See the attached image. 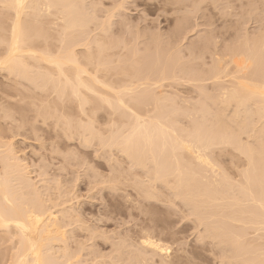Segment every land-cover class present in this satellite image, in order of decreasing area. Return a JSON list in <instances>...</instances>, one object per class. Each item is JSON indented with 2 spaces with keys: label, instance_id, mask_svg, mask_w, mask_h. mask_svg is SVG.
<instances>
[{
  "label": "bare ground",
  "instance_id": "obj_1",
  "mask_svg": "<svg viewBox=\"0 0 264 264\" xmlns=\"http://www.w3.org/2000/svg\"><path fill=\"white\" fill-rule=\"evenodd\" d=\"M197 1L199 0H191L193 8L198 6ZM180 3V0H176L172 4ZM94 5L90 3L88 5L85 0H0V73H4L5 79L9 80L5 83L0 82V129L7 127L11 131H17L22 127V124H16L17 118L10 108L18 103H12L10 100L12 96L3 95H8L12 89L18 91V94L25 92L24 97H21L19 101L21 104L25 102L30 107L35 106L33 117L41 118L44 122L47 119H54L55 125L58 124L65 135L72 138L74 136L80 142L83 136L82 143L85 145L95 140L94 142L97 141L101 148L118 149L117 151L124 154L130 161V167L133 166L131 168L142 169L141 172L147 175L144 177L148 178V180L144 178L143 182L145 183L146 180L151 184L145 183L143 191L142 180L139 178L140 180L134 179V181L131 178L133 184L137 181L136 185L134 184L136 191L145 194L148 189L150 191L147 184L152 185V183L168 186L171 196L187 205L193 217L195 216L199 224H202L205 232L203 236L211 237V240L212 238L217 240V245L223 246L222 255L227 253L235 264H264L263 238L261 236L259 240L258 237L253 239V236L252 239L247 238L248 230L255 233L264 228L262 227L264 226V137L261 139L264 136V39L254 37L252 33H250L253 35L252 38L246 34L248 35L245 37L246 40L251 38L247 40L248 42L245 39L242 42L239 41L242 45L235 44L236 47L239 46L237 49L231 44V50L227 47L229 52L232 51L231 53H227L228 50L225 53L222 51L224 56L226 53L232 56L230 60L227 59L228 55L227 58L220 56L224 59L219 58V60V56H216V62L212 60L214 65L211 68H209L211 63L209 67L202 68L203 71L207 69L205 76L198 74L200 68L195 70L193 66L190 70V67L185 68L184 64L183 67L180 65L178 60L180 57L176 52L179 40L176 36L180 38L179 34L185 27L183 21L174 24L173 35L168 36L171 39H177H172L177 46L171 41L176 51L169 44L170 38L164 42L166 37L163 40L160 34L159 36L151 34L152 44L148 41L149 45L145 44L147 46L142 47L141 52L138 50H141L139 43L131 44L130 41L132 46H138H133L135 49L128 51L129 44L125 41L123 43L125 38L121 39L124 37L123 34L120 33L121 40L117 36L112 39L115 33L111 36L113 25L111 20L113 19L110 17L116 16L110 11L113 16L109 15V12L105 21H99L98 9ZM119 9L121 11V8ZM117 11L120 13L119 10ZM136 35L139 36L138 33ZM258 35H260L259 32ZM238 36L236 37L240 39ZM142 44L144 45V42ZM122 46L128 51L125 55L128 58L123 56L125 60L118 56L113 59L119 55V49ZM79 47L83 50V54H80L82 51L80 53L77 51ZM237 55L240 58L244 55L246 59L243 57V61L241 59L239 61L236 59ZM222 60H226V63L221 62ZM229 66L233 67L234 72L230 75L233 80H228V82L231 80L229 86L226 81V87L222 85V78L229 75H224ZM179 74L185 75L183 81H186V76H191L186 82L190 79L193 81L197 75H199L198 79L202 75L204 80L207 77L209 80L212 79V92L207 93L202 86L198 88V98H195L198 101L193 105L186 107V101L183 102L185 106L178 103L175 105V100V103H171L170 101L173 100L168 101L169 98L165 97V99L163 95L161 96L160 90L163 87V81L168 79L175 81ZM198 79H196L197 82H200L201 80ZM25 99L28 101L26 102ZM25 104L24 107H27ZM231 105L234 108L230 109L232 111H227ZM22 107L19 109L21 110ZM97 113H102L108 120L113 117V122L117 121L115 130L108 131L109 128L105 127L108 131H106V137L102 136L106 133L105 131L103 133L102 130L101 133L98 130L99 127L94 126L97 121L93 123L92 117ZM82 115L88 116L86 122L81 123ZM179 118L187 121L186 125L184 123L185 128H181V125L177 126ZM254 118H256L255 123ZM21 120L24 121V119ZM259 121H262V124L257 131L255 128ZM250 124L256 125L255 128L253 127L254 130L253 128L249 130ZM247 129L248 131H245ZM251 131L256 132H254L256 134L254 142L253 138L249 139V137L247 141L250 140L253 144H248L247 141L246 144H242L238 136L245 132L249 136L248 132ZM254 134L250 135L254 136ZM7 144L3 143L0 148L8 146ZM224 146L226 148L233 146L235 151L244 155L246 159V168L239 172L241 183L234 185L232 181L227 180L225 173L220 171L221 168L216 164L217 162H214L215 159L213 160V151L218 149L216 152L220 154ZM8 147L7 151L0 150V163L4 171L0 172V230L5 233V239L0 236V240L4 239L6 243L7 237L11 245L8 243L10 249H6L9 250L8 260H3L0 264H78L77 258L80 252L76 251L77 255H72V250L67 251L70 248L66 245L69 244L66 238L71 235L66 237L68 232L64 230L75 220L72 219V213L70 215L72 208L68 209V214L65 210L59 214L62 208L57 207V212L55 198L50 200L48 197L51 192L47 193L48 198L46 197L45 201L47 199L48 201L44 203L39 196L41 193H38V188L36 189L35 184L30 182L31 179H28L25 174L27 165L20 163ZM63 160L66 162L67 159ZM128 169L127 172H129ZM138 182L143 184L140 185ZM138 184L140 187L137 186ZM154 185L151 188H153L152 192L156 193ZM156 187L160 186L156 185ZM53 188L50 187L51 190ZM61 192L59 188L57 194L61 195ZM152 194L146 193L145 197L144 195L141 197L149 200ZM157 195L154 194V196ZM48 202L50 204H47ZM49 205L55 206L54 211L52 207L48 208ZM232 207L239 210L231 212ZM225 209L229 213H225ZM67 222L71 224H66ZM151 232L154 234L153 231ZM147 233H144L146 235L141 233V238L139 236L140 239H136L139 242L135 243L139 244V247L137 244L132 246L131 243L129 245L133 248L129 245L120 246L127 249L130 247L128 252L126 249L125 252L124 248H117L118 244H116L117 247L113 246L112 248L115 247L114 256L116 249H120L118 252L122 250L123 254H127L137 246L136 249L138 248V252L142 255L134 256L137 250L131 255L139 256L142 260L137 257L138 259L132 258L130 261L128 259L131 256L128 254L130 256L126 255L128 264L129 262L130 264L131 262L152 264L153 261H156L155 264H166L167 260L171 261L174 257L171 255L170 247L160 242L161 240L150 237V233L147 236ZM146 240L155 242L160 245V248L145 244ZM69 251L72 252L69 253ZM9 255L10 258H8ZM4 256L2 255L3 259ZM2 257L0 255V258ZM148 257L150 263H148ZM74 258L77 261H73ZM139 259L142 262H139ZM231 262L228 264H233Z\"/></svg>",
  "mask_w": 264,
  "mask_h": 264
},
{
  "label": "rangeland",
  "instance_id": "obj_2",
  "mask_svg": "<svg viewBox=\"0 0 264 264\" xmlns=\"http://www.w3.org/2000/svg\"><path fill=\"white\" fill-rule=\"evenodd\" d=\"M85 1L88 5L89 3L93 5L96 4L94 6L98 9L97 16L99 15L98 16L99 21L101 20L105 21L107 19L106 18L107 14L110 11L113 13L114 16H116V17H110L111 19H113V21L111 20L113 24L111 30L113 32L111 31L110 33H112L111 36L114 33L115 35H113V38L110 36L109 37L114 39V37L117 36V38H119L122 36L120 35V33L123 34L124 37H121V39L125 38L124 40L122 39L123 43L125 41L129 44L128 45L126 43L128 45V47L126 45L127 49L129 48L128 51L135 49L133 48V46L136 45L132 46L131 44H133V42H136L135 44L139 43L138 45L141 48V50L140 49L138 50L141 52L143 50L142 47H146L147 45H149L147 44V42L148 41L150 42L151 38H153L150 36L151 34H155L152 36H157L156 34H158L159 36L160 34V36L162 35L161 39L163 38V40H165L166 37V41L164 42H167L168 38H170L168 36L173 35L172 29H174L175 26L174 24H176L178 21H183V23H185L184 24L185 27L182 29L181 34H179L180 38L176 36L179 40L177 43L178 51H176L175 48V46L177 45L173 43L174 41H172V39L173 40H177V39L170 38L169 44H171L172 41V44L175 45L172 46L171 44V47H174L175 51L178 52L179 56L177 53L176 55L180 57L178 58V60L180 61L181 66L184 64L185 68L190 67V70L193 69V66L194 69L200 68L198 70L199 72L198 74L201 73L205 76H206L205 72L207 71V69L206 71H203L202 68L207 67L210 63L211 66L208 67L211 68L214 65L212 64V60L216 62L215 60L217 58L216 56H219L218 60L219 58L220 59L221 58L224 59V57L227 58L226 57L228 55L227 53L232 52V51L229 52L227 47L230 49L232 46H235V44L239 45L240 42L244 41L245 37H248V35L251 38L254 35V37L255 36L257 38L259 37L261 40L264 39V33H263L264 32V0H199L197 1L198 6L195 8L191 6V0H180L181 1L180 4H172L176 0H97L96 2L98 3H96L93 0L91 1L85 0ZM248 4L249 5L252 4V5L249 6ZM116 6H117V10L119 11H120L119 8H121L120 13L116 10ZM111 12L109 15H112ZM119 20L122 21L123 23L120 22ZM257 31L261 36L258 35ZM260 31L263 34H261ZM137 33L139 35L138 37L137 35L135 36V34ZM250 33H252L253 35L252 34L250 35ZM240 35L242 36L240 37ZM236 36H238L241 40L238 39ZM132 38L135 39L137 38V39L135 41H132L131 40ZM236 38L238 40H236ZM251 38H248L247 40L249 41V39ZM202 39H204V41ZM142 41L144 42V45L142 44L143 43ZM145 44L147 45L145 46ZM227 44L229 46H227ZM130 45L132 46V48ZM203 47H205V49ZM235 47H233L234 51H235ZM121 48H123V46ZM121 48L119 49L120 52L119 53L117 52L119 55L113 57V59L117 58L118 56L122 57L121 59L125 57L127 50ZM77 51L79 53L80 51H82L80 54H83V50L80 47L77 49ZM222 51L223 53L227 51V53L225 54L226 56L222 54ZM194 56L195 58L193 59ZM220 56H224V57H220ZM228 57L229 58L227 59L230 60L232 56L230 57L228 55ZM236 57H234V59L235 58L237 60L239 59V61L241 59V61H243L242 58L245 56L241 55L242 58H240V56L237 55ZM125 58L127 59L128 57L126 56ZM244 59H246V57ZM221 62L226 63V60L225 61L222 60ZM232 68H233L232 66L226 68L224 75L226 74L229 75L222 78L223 81L222 85L224 84L226 86L225 82L226 81L228 82V80L231 79L230 77L231 72L232 73L234 72ZM251 69H253L252 66L250 67V71ZM4 75H5L4 73H0V82L5 83L9 81L5 79ZM178 76L177 78L179 80H177V78L176 79L172 78L175 79V81L170 79H168L169 81L168 80L163 81L164 82L162 84L163 87L160 90L161 91L160 93H162L161 96L163 95L164 98L165 97L169 98L167 99L168 101L173 100L170 101L171 103H173L175 100L176 102V103L174 102L175 105H177V103L181 106L186 105V107L193 105L196 101H198L195 98H198L197 96L199 95L198 92L199 87L201 88L203 86L202 88L205 91H207V93L212 92L211 83L213 82L212 79H210L211 80L210 81L208 77L207 79L204 80L203 77L201 76V78L199 77L201 81L197 82L196 79H198L197 76H199L197 75L196 77L193 76L195 78L194 80L192 79L194 82L191 81V79L189 80L190 82L189 81L186 82L189 78H191L190 75H188L190 77L186 76L187 77V79H185L186 81H183L184 80L183 77H185L184 74L182 76L180 75L181 80L179 78L180 76L179 77ZM229 82L227 86L230 85ZM24 95L25 92H23L22 94H18V91L13 89L9 91L8 95L7 94L3 95V96H12V98H10L12 103H18V105L13 104L12 106H10V108L12 109V113L14 114L15 118H17L16 124L18 125L22 124V127L19 128L17 131H11L7 127L0 129V134H1L0 145H2L3 143H8L7 145L9 146V147L3 146L2 148H0V150L7 151V147L10 148L13 156L17 157L20 163L24 164L25 166L27 165L26 166L27 168L25 169V171L27 172L25 174H27L26 176H28L27 177L28 179L29 178L31 179L30 182L35 184L36 189L38 188L39 192L38 191L37 192L41 193L39 194V196L44 201V203L48 201V199L47 201H45L46 200L45 198L47 197V193L51 192L52 194L50 193L49 195L50 196L52 195L54 197L48 196L50 200L51 198L52 199L55 198L54 201H56V204L55 202L54 204L56 208L58 207L60 209L61 208L63 209V210L62 209L59 210V214L65 211H67L66 214H68L69 213L68 209L70 210L72 208L70 215L72 213L71 215L72 219L75 220L73 224L67 222L66 224L70 223L71 225H67L68 227L64 229L66 232H68V234H66V237H69L68 235H71L69 238H66L68 239L67 241H69V244L67 243L66 245L70 249H67L68 247L66 249L67 251L72 250L73 253H71L72 251H69V253H71L72 255L73 254L75 255L77 252L78 253L80 252V254L78 255L79 258H77V260L79 259L78 264H105V263L128 264L126 260V255L129 254L131 256L130 257L128 255V257H130L129 259L127 257L128 260L132 258L138 259L137 257L142 255L141 253L138 252V248L136 249V247L139 245L135 243L138 241L136 239H140L142 234L147 232H148L147 236L149 235V233L152 235L153 233L151 231H153L154 234L152 236L150 235V237L152 238L155 237V239L156 240L158 239L159 241L161 240L160 242L167 244L171 249L172 252L171 255L174 258H171L172 259L171 261L167 260L166 264L169 263L171 264V262L172 264H228L232 261V259H230L227 256L228 255L227 253L222 255L221 252L224 249H222L223 246L221 244H219L220 246L217 245L218 244L217 240H214L213 238L211 240L210 239L211 237L208 238V236L207 237L203 236L205 232L202 224H199V221L195 216L193 217V213H191V210L189 209V207H187V205H185L180 199H177L174 196L173 198L171 196L172 195L171 192L169 193L170 190L167 189L168 186L166 187L158 183L156 184L154 183L155 184L154 185L152 183V185L155 186V187L153 186L155 188L154 191H156V193H154L152 192L153 191L152 190L153 188H151L152 185H148L150 182L149 181L146 182L145 180V183H148L147 186H149L151 191L150 193L147 187L146 189H148L147 191L149 193L146 191L145 194L147 193L150 195L153 193L152 194L153 197L156 198L154 199L152 195L150 197L146 195L147 197H149V200L146 199L144 200V198L142 199L143 195L145 197V194H143L144 192H138V190L136 191L134 187V184L138 180L141 179L143 182L144 178L147 176L143 174V172H141L142 169L140 170L136 168L137 169L136 170L131 168L133 166L130 167L131 165L129 164L130 161L126 159V156H124V154L119 153L117 151L118 149L113 150L107 147L101 148V146L97 141L96 143L98 144L94 142L95 140H91L92 141V142L90 141L91 144L88 143V145L87 144L85 145L84 143H82L83 136H81L82 138H80V136L78 137L81 139L80 142V140L74 138V136L72 138L65 135L64 133H62L59 125L58 124L55 125L54 119H49V120L47 119V121L44 122L42 121L41 118L33 117V115L35 114L34 113L35 106L32 105L33 107L32 106L30 107L28 104H25L24 102V104L27 105V107L26 106L24 107V104L23 103L21 104V102L19 101L21 97H24ZM27 101L28 100H26V102ZM184 101H186V103ZM183 102L185 103V105ZM232 106L233 105H231L229 109L227 108V111H229L231 108H234V106L233 107ZM20 107H22L21 110L23 111L24 114L19 109ZM29 109L32 110L33 112H31ZM25 110L28 111L26 112ZM228 116H230L229 113ZM81 117H80L81 123L83 121L86 122L88 116L82 115ZM18 118L24 119V121L21 119L18 120ZM112 118L111 120H108V118L104 117L102 113H97L93 115L92 120L93 123H96L97 121V123L94 124V126L97 125V127H99L98 130L101 133L103 130L104 133V131L105 132L107 131L106 130L107 128H109L108 131H110V129L111 130L116 129L117 127L116 125H118L117 121L113 122ZM255 119L256 118H254L253 120L254 123L256 122ZM20 121L21 122L23 121V123H20ZM177 122H178L177 125L178 127L179 125H181L180 126L181 128L186 127L185 122L187 121H185L184 118L181 119L179 118ZM258 123H256L258 124L257 126L254 124H250L251 127H249V130L254 126H256V128L255 127L254 128L258 131L260 125L262 124V121H259ZM245 131H248V129ZM255 131H251L250 133L248 132L249 136H247V132H245L246 134L245 133L240 134V136H238V140L241 143L243 142L242 144H246V141L248 140L249 137V139L253 138L252 141L254 142V137L256 136V134H254ZM107 132L105 134H102V136L106 137ZM250 134H254V136ZM263 137L264 136H262L261 139ZM250 142L251 141L249 140L248 144H251ZM232 148L233 146L231 147L227 146V148L226 146H224L223 149L226 150L222 149V151H220V154L216 152L218 150L216 149L215 151H213L212 156H214L213 158V160L215 159L214 162L215 163L217 162L216 164H218V166L222 169V170L220 169V171H223V173H225V175L227 176L226 179L227 180L229 179L230 181H232L231 183L235 185L242 182L241 174L239 172L240 171L242 172L244 170V167L246 168V162H245L246 159H244V155L236 152L234 148H233L234 150H232ZM68 152L71 154V156ZM63 159L65 160L67 159L66 162ZM127 169L131 174L126 171ZM0 172H4L2 168V163H0ZM127 175L128 178L130 177V179L127 178ZM141 175L142 177H140ZM131 178L137 181L133 184V180ZM110 179L113 181H111ZM145 179L148 180V178ZM143 183H139V184L141 185ZM145 183L143 184L144 186H141L142 190L143 189L145 190V188H143L145 187ZM139 184L137 185L138 187H140ZM156 185L160 187H156ZM50 187L51 189L55 187L56 190L58 191L60 188V191H62L61 195H59L60 192L59 194H57L58 191L54 190L55 188L51 190ZM156 189H158L159 191L157 192ZM43 191L46 192V195L45 192ZM137 192L139 194L142 193L143 194V195L141 194L142 197L141 195L138 196L139 194H137ZM154 194H158V195L160 194L161 196L160 195L154 196ZM57 195L60 198L59 200L57 199L58 197H56ZM52 201L51 203L53 204ZM62 202L64 205L62 204ZM47 204L50 203L48 202ZM55 206L52 207L49 205L48 208L52 207L51 209L52 211H54L53 208ZM63 206L66 209H64ZM58 208L56 209L57 212H58ZM236 209L237 210H235L234 208L231 209L232 210L231 212L239 210L238 208ZM224 211L225 213H229L226 211V209ZM76 214H78V216H76ZM76 219L81 220L82 222L81 221L78 222V220L76 221ZM63 222L65 224L66 219ZM143 230L146 232H141ZM1 232L2 230H0V236H3V238L5 239V233L3 232L1 233ZM248 232L249 235H247V238L257 239L258 237L259 240L261 236V238H263L262 241L264 242V228L263 229L261 228V230H259L258 232L256 231L255 233H253L252 230H248ZM4 239H3L4 243L2 240H0L1 241L0 255L1 257L2 255L3 256L5 255L4 256L5 258L4 259L3 257L0 258V263L3 260L5 261L8 260L7 255L9 253L7 252L9 250L7 251L6 249H10L9 245H11L10 242L7 241V237H6V243ZM259 242H261V240ZM130 243L131 245L137 244V246L133 250H130L129 252L133 253L135 250H137V252L134 253V256L135 255H139V256L132 257L133 255H131V253L123 254L124 252H122V250L118 252L120 249L119 250L116 249L115 251L117 252L115 254L117 255L118 253L119 256L122 254L123 255L120 257L118 255H117L118 257L116 255L114 256L113 249H115V247L112 248L113 246H116V244H118L119 246L116 247L123 249L124 247L123 248L120 247L121 245L128 246ZM131 245L129 246L132 247L133 245L132 246ZM125 249L128 252L129 249L125 247L124 251ZM227 257L229 258L230 261H228ZM8 258H10V255L8 256ZM75 259L76 258H74L73 261ZM141 260L139 259V262H142ZM134 261L136 262V260ZM149 261L150 260L148 257V263H150ZM155 262L153 261L152 264H155ZM131 264L133 263L131 262ZM233 264L235 263L233 262Z\"/></svg>",
  "mask_w": 264,
  "mask_h": 264
},
{
  "label": "snow or ice",
  "instance_id": "obj_3",
  "mask_svg": "<svg viewBox=\"0 0 264 264\" xmlns=\"http://www.w3.org/2000/svg\"><path fill=\"white\" fill-rule=\"evenodd\" d=\"M145 244H150L152 247H156V248H160V245L156 244L155 242L153 241H144Z\"/></svg>",
  "mask_w": 264,
  "mask_h": 264
}]
</instances>
